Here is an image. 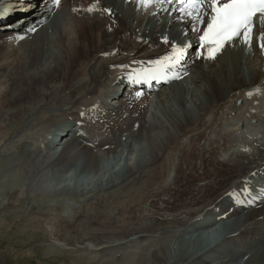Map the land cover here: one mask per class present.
<instances>
[{
  "label": "bare ground",
  "instance_id": "6f19581e",
  "mask_svg": "<svg viewBox=\"0 0 264 264\" xmlns=\"http://www.w3.org/2000/svg\"><path fill=\"white\" fill-rule=\"evenodd\" d=\"M94 4L100 10L87 12ZM4 5L18 29L0 32V159H12L0 173L1 214L39 227L46 256L64 249L75 264H264V53L258 26L251 50L237 42L211 59L200 40L207 17L196 32L191 21L177 18L180 13L153 15L157 6L145 11L134 0ZM173 42L188 45L181 79L140 97L135 89L120 91L131 72L168 56ZM46 125L56 129L48 133ZM8 140L10 147L4 146ZM160 161L170 163L169 177L178 174L149 203L160 213V230L112 240L87 217L96 230L82 234L87 224L72 210L85 211L84 202L118 188L128 192L142 178L136 176ZM181 173V185L191 193L180 207L173 199L185 189L176 185ZM245 181L250 195L238 203L233 193ZM36 207L40 212L33 213ZM43 216L49 221L41 224ZM156 237L150 256L126 258V246Z\"/></svg>",
  "mask_w": 264,
  "mask_h": 264
},
{
  "label": "rangeland",
  "instance_id": "374dc122",
  "mask_svg": "<svg viewBox=\"0 0 264 264\" xmlns=\"http://www.w3.org/2000/svg\"><path fill=\"white\" fill-rule=\"evenodd\" d=\"M10 49L11 48H7V50ZM4 88L5 87L3 86L2 90H4ZM55 129L56 127L51 128V125H46V130L48 131V133L53 132ZM117 130L118 127H115L113 133ZM18 132H20V130H18ZM4 146L10 147V141H6ZM181 161L182 159L179 158L178 163H180ZM10 162H12V159H10V161L6 159H0V173L7 168V165L10 164ZM159 163L160 164L159 166H156V169L147 168L146 174L144 172L136 176H140L142 178L141 180H137L135 183H133L128 192L122 190V188H118L115 191L96 196L91 202H84L83 208L85 209V211L80 212L72 210V216L73 218L75 217V220L82 218L81 220H83V222L87 224V227L85 225L82 227V234L89 235L90 233H94V231L96 230L94 226L93 228L90 226L93 223L88 222L86 220L87 217L92 220L94 219L95 221H98L100 225L97 226V230L99 232L100 229L103 234L102 237L105 236L108 239L112 240H122L132 233L141 231H144L146 234L153 235L155 231L157 232L158 230H160L161 227H163V225H161L158 220L161 219L160 213H158L157 210H154L152 206L149 205V203H152V198L155 197L156 194H165L169 189L162 188L163 185L166 182L170 183L172 181V184H174L177 181L178 174L175 173L174 179H172L171 175L169 177L167 174L169 167H171L170 163H164L162 161H160ZM188 177L189 176H186L185 179H188ZM183 178L184 177L181 173L180 182H177L176 185H181V181ZM192 184L194 185V182ZM177 188L180 187L178 186ZM182 189H184V191L181 194H176L173 199L174 202H179L177 206L180 205V207L189 197V192L191 193V191L188 192L187 187L183 185H181V191ZM119 193L120 196L118 195ZM172 194L173 191L169 193V195ZM124 195L126 196V198H124ZM213 196L214 192H210L208 195V199H212ZM42 203L43 202L39 204ZM132 207L134 208L133 211H131ZM135 209H139V212H136ZM60 210L63 211V209ZM35 212H40L39 207H36L33 213ZM4 218H6V221ZM37 218L39 219L40 217ZM64 219L61 220L63 221ZM40 221L41 224L47 223L49 221V217L43 216ZM113 221L116 222L114 223ZM25 222L26 220L23 217L10 216L9 218L8 215L0 213V264H38L40 261H44V264H75L73 262L75 260L74 256H72L69 252H66L64 249H61L60 252H52L51 255L46 256V253L49 252V246H46L42 243L47 239L45 233H43V230H41L37 226L27 227V224ZM148 231L153 233H147ZM158 244L159 239L157 237L156 239L145 243L143 246H140L138 244H130L129 246L125 247L130 250L129 255L126 256V258L130 259L134 254H140V256L148 257L150 256L148 255L149 252ZM139 247H142L143 249ZM147 249L148 251H146ZM123 256L125 255H122L120 257ZM80 257L84 258L85 256ZM118 260L119 257L115 258V263H118Z\"/></svg>",
  "mask_w": 264,
  "mask_h": 264
},
{
  "label": "snow or ice",
  "instance_id": "6c2138e0",
  "mask_svg": "<svg viewBox=\"0 0 264 264\" xmlns=\"http://www.w3.org/2000/svg\"><path fill=\"white\" fill-rule=\"evenodd\" d=\"M134 2L138 6H142L145 11L153 5L157 6L153 15L157 12H168L169 15L180 13L177 18L191 21L193 31L196 32H200L201 25L205 24V17H207V24L200 40L211 45L207 49L208 58L215 59L217 54L225 49L226 45L232 46L237 42H243L251 50L253 34L257 26L259 27V35L256 40L261 52L264 53V0H134ZM60 3L61 0H51L53 6H59ZM169 5L172 6L171 9ZM99 10L95 4L86 9L89 13ZM102 11L111 15V9L105 8ZM35 30V27L29 29L30 32ZM164 42L168 43V37H164ZM187 47L186 44L177 45L173 42L171 44L172 51L168 56L152 62L155 65L154 69L135 71L134 74H129L127 78L136 84L150 83L152 80L160 79H181L179 72L174 76H169L168 72L177 69V66L181 64ZM142 94V92H138L136 95L140 97ZM242 194L250 195L247 181H245L244 189L239 193H233L238 203H243V200L240 199Z\"/></svg>",
  "mask_w": 264,
  "mask_h": 264
}]
</instances>
